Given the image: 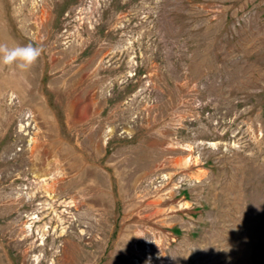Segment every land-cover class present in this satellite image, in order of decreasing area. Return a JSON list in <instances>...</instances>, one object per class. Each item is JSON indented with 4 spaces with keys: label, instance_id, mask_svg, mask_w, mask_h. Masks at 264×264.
Wrapping results in <instances>:
<instances>
[{
    "label": "rangeland",
    "instance_id": "374dc122",
    "mask_svg": "<svg viewBox=\"0 0 264 264\" xmlns=\"http://www.w3.org/2000/svg\"><path fill=\"white\" fill-rule=\"evenodd\" d=\"M0 264H264V0H0Z\"/></svg>",
    "mask_w": 264,
    "mask_h": 264
},
{
    "label": "clouds",
    "instance_id": "9594fccd",
    "mask_svg": "<svg viewBox=\"0 0 264 264\" xmlns=\"http://www.w3.org/2000/svg\"><path fill=\"white\" fill-rule=\"evenodd\" d=\"M43 48L32 43L9 47L0 43V65L29 70L40 58Z\"/></svg>",
    "mask_w": 264,
    "mask_h": 264
}]
</instances>
